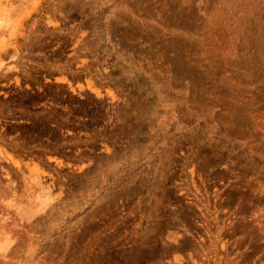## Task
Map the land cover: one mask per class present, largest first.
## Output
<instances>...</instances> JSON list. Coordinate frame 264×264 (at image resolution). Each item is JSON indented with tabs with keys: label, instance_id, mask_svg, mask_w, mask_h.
<instances>
[{
	"label": "rangeland",
	"instance_id": "1",
	"mask_svg": "<svg viewBox=\"0 0 264 264\" xmlns=\"http://www.w3.org/2000/svg\"><path fill=\"white\" fill-rule=\"evenodd\" d=\"M0 264H264V0H0Z\"/></svg>",
	"mask_w": 264,
	"mask_h": 264
}]
</instances>
